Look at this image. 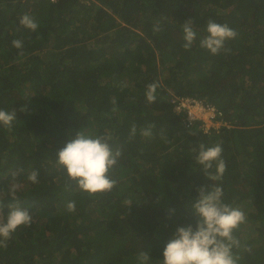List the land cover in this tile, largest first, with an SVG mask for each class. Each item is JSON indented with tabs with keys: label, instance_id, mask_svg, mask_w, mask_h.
Masks as SVG:
<instances>
[{
	"label": "trees",
	"instance_id": "obj_1",
	"mask_svg": "<svg viewBox=\"0 0 264 264\" xmlns=\"http://www.w3.org/2000/svg\"><path fill=\"white\" fill-rule=\"evenodd\" d=\"M210 19L236 32L215 55L200 47ZM173 96L214 106L226 124L206 132ZM13 109L11 130L0 124V220L12 205L31 223L0 247V264H139L141 251L162 264L174 229H195L198 190L213 184L245 215L237 264H264V0H0V110ZM78 131L121 152L111 191H81L57 165ZM201 144L221 146L219 180L196 162Z\"/></svg>",
	"mask_w": 264,
	"mask_h": 264
},
{
	"label": "clouds",
	"instance_id": "obj_2",
	"mask_svg": "<svg viewBox=\"0 0 264 264\" xmlns=\"http://www.w3.org/2000/svg\"><path fill=\"white\" fill-rule=\"evenodd\" d=\"M56 1V0H52ZM19 23L27 29L35 31L38 27L33 17L24 14ZM185 50L191 48L196 33L192 27V19L182 25ZM154 28L153 31H159ZM206 35L200 40V47L207 49L211 54H218L227 39L234 38L236 32L227 24H219L209 20L206 26ZM12 46L21 49L22 41L13 40ZM158 85L152 83L147 85L146 99L149 103L155 101V92ZM16 119V111L0 110V124L11 130L12 122ZM151 127L142 130V135L150 136ZM136 132L132 127V134ZM108 137L90 136L78 131L74 138L58 151L57 165L62 167L69 179L76 183L79 190L88 194L111 191L115 181L110 178L109 171L118 161L121 155L119 150H113ZM195 151V150H194ZM222 148L219 145L205 147L199 146L196 162L203 167V174L210 180H219L226 164L221 158ZM215 164L216 172L210 170ZM38 172L33 171L28 179L36 183ZM10 194L15 198L16 186H12ZM196 201L191 204V209L198 217L195 229L191 224L178 225L163 249L162 264H237L238 257H234L233 247H239V241L234 237L233 231L245 220L244 213L239 208L225 204L222 200V187L213 184L210 189L201 187ZM4 207L0 201V209ZM9 211L6 220H0V247H6L7 241L20 226L31 223V216L27 210L19 207L8 206ZM74 202L67 204L69 211H74ZM139 264H148L150 255L141 251L138 254Z\"/></svg>",
	"mask_w": 264,
	"mask_h": 264
},
{
	"label": "built area",
	"instance_id": "obj_3",
	"mask_svg": "<svg viewBox=\"0 0 264 264\" xmlns=\"http://www.w3.org/2000/svg\"><path fill=\"white\" fill-rule=\"evenodd\" d=\"M172 103L175 104L177 111H183L187 114L189 123L199 120L206 132L211 128L219 129L226 124L222 119H218L217 111L214 106L205 104L203 101L189 97H172ZM210 121V124H207Z\"/></svg>",
	"mask_w": 264,
	"mask_h": 264
},
{
	"label": "rangeland",
	"instance_id": "obj_4",
	"mask_svg": "<svg viewBox=\"0 0 264 264\" xmlns=\"http://www.w3.org/2000/svg\"><path fill=\"white\" fill-rule=\"evenodd\" d=\"M207 124H210L211 125L210 121ZM20 208L23 209V207H20Z\"/></svg>",
	"mask_w": 264,
	"mask_h": 264
}]
</instances>
